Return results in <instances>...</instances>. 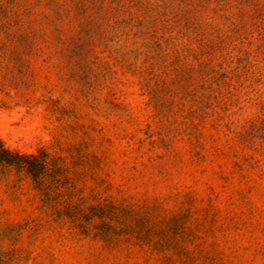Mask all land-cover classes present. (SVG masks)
I'll return each mask as SVG.
<instances>
[{
  "label": "rangeland",
  "instance_id": "rangeland-1",
  "mask_svg": "<svg viewBox=\"0 0 264 264\" xmlns=\"http://www.w3.org/2000/svg\"><path fill=\"white\" fill-rule=\"evenodd\" d=\"M0 264H264V0H0Z\"/></svg>",
  "mask_w": 264,
  "mask_h": 264
},
{
  "label": "trees",
  "instance_id": "trees-1",
  "mask_svg": "<svg viewBox=\"0 0 264 264\" xmlns=\"http://www.w3.org/2000/svg\"><path fill=\"white\" fill-rule=\"evenodd\" d=\"M47 154L38 151L36 154H24L11 150L4 146L0 139V167H13L16 170L24 169V171L37 182L38 174L45 164Z\"/></svg>",
  "mask_w": 264,
  "mask_h": 264
}]
</instances>
